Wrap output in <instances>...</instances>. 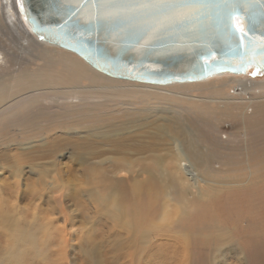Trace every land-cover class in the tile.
Instances as JSON below:
<instances>
[{
    "label": "rangeland",
    "instance_id": "1",
    "mask_svg": "<svg viewBox=\"0 0 264 264\" xmlns=\"http://www.w3.org/2000/svg\"><path fill=\"white\" fill-rule=\"evenodd\" d=\"M3 5L4 0H0V52L13 55L7 58L9 62L5 70H0L6 86L14 82L17 85L22 75L30 74L35 82L49 78L52 87H69L63 82L66 64L56 62L55 54L45 57L42 55L48 51L31 46L21 48L24 42L19 36L17 41L11 42L10 32L5 27L8 21ZM57 52L67 53L63 49ZM66 55L83 61L75 55ZM7 59L2 60V66ZM226 80H233L225 92L234 99L256 100L258 106L237 110L248 115L245 125L234 119V115L221 114V108L214 105L200 109L195 102L177 98L169 100L166 93L145 101L131 97L113 101L99 96L71 112L45 109L35 101L24 105L20 110L22 115L5 119L0 125V137L4 142L0 145V152L6 153L7 158H0V184L12 186L11 175L17 174L18 170L22 191L33 193L39 190L40 195L35 198L42 197L43 201L37 217H33L34 208L30 203L28 207L31 205V208L21 205L24 210H20V214H0V218H19L34 234L35 246H26V249L35 251L38 256L35 258L29 253L21 258V264H264V87L247 90L242 86L246 82L264 85V75L219 76L190 83L200 84L198 87L202 88L189 95L213 96L217 91L213 85ZM185 84L146 85L181 92L179 85ZM180 107H189V110ZM45 136L52 138L48 141L65 140L63 148H59L61 146L55 141L54 146L45 143ZM99 136L105 138H96ZM80 137L96 143L104 160H89L82 149L73 150L71 142L81 141ZM174 140L185 153L198 154V158L186 163L202 181L197 185H192L177 167ZM115 142L132 147L129 159L124 160L125 156L114 153ZM136 148L148 149L145 155L149 157L133 153ZM14 161L23 165L9 168ZM30 161H34L37 168L31 166ZM44 170L49 178L42 174ZM52 171L58 172L61 178ZM121 175L148 185L143 187V193L138 189L136 197L124 193L120 199V222L126 224L123 228L127 229L129 224L142 218H146L144 225H147L163 213L169 217L168 221L150 227L151 238L145 253L137 248L125 250L124 237L118 239L122 242L116 246L114 236L124 234L125 230L115 226L103 210L94 208V203L98 204L100 197L107 194L108 183ZM167 175L174 177L176 184L170 186L171 182L165 180ZM52 177L56 178L58 185H64L67 196L63 199V206L67 207L73 220L66 228V233L71 235L64 245L59 244L65 233L57 231L63 222H57L59 208L53 202L56 194L52 197L53 193L42 186L44 182L51 183L49 179ZM185 188L192 195H203V199L193 201L180 193L175 195L177 190ZM118 189L125 190L124 187ZM71 192L76 194L77 202L68 197ZM47 217H53L55 221L53 235L56 239H49L55 241V245L50 247L53 253L44 259L39 252L48 247L45 246V228L41 221ZM83 219L86 224H81ZM188 233L190 235L186 237ZM209 245L217 251L214 257ZM62 249L65 250L63 256ZM6 250H0V264H10Z\"/></svg>",
    "mask_w": 264,
    "mask_h": 264
},
{
    "label": "bare ground",
    "instance_id": "2",
    "mask_svg": "<svg viewBox=\"0 0 264 264\" xmlns=\"http://www.w3.org/2000/svg\"><path fill=\"white\" fill-rule=\"evenodd\" d=\"M18 2L19 0H4V5H3V8L5 10L4 14L8 21V24H6L5 27L7 28L6 30H9L10 32L9 34L12 40L11 42L13 43L17 41V36H19L20 38L19 40L24 42V44L20 45L21 48L28 49L31 46V48L36 47L39 51L40 50L48 51V52H44V54L42 55L45 57L46 56L51 57L52 55L55 54L57 57L56 62L64 61L66 64L65 65L66 74L63 78V82L68 83L69 87H66V88L56 87V86L52 87V85H50L51 79L49 78L48 79L45 78L43 80H38L37 82H35L34 80H32V77L30 76V74L22 75V79L21 81H18L17 85H14L15 83L14 82V83H10L7 87L4 76L0 75V125L4 123L5 119L13 118L18 115H22L20 113V110L24 108V105L28 104L29 102H35V101L39 102L41 106L45 109L47 108L57 109L58 108V110L63 111V112H71L73 111L72 109L83 108L88 100L99 98V96L106 98V99H111L113 101H116L119 99L126 100L129 97L133 99L139 98L145 101V100L153 99V97H155L157 94L166 93L168 94L167 97L169 98V100L171 99L174 100V98H177L179 100L184 99L188 102H195V103H198L196 107L200 109L209 108L211 105H214L215 107L221 108L220 109L221 114L229 115V116L234 115L235 117L233 118L236 120H239L241 125H245V120H246L245 118L248 115H246L245 111L242 112L243 114H240L237 110L241 109L242 111L256 104V100L245 99V97H240V99L237 100L236 98L234 99L232 95L225 92V90L227 89L228 83L233 82V80H226V81L220 82V84L218 85H213L214 90H217L213 96L193 97L189 95L190 92L194 90H200L199 88H202V87H198L200 86V84L196 85V84H190V83H187V84L176 83V84H185V85H179L182 90L181 92H174L170 90H164L159 87H152L144 83L130 82V81L119 80V79L108 77L102 73L95 71L94 69L89 67L84 61L80 62L78 61V59H75L70 55H66V54L75 55L74 53H71L68 51L67 53L66 52L59 53L57 52V50H62V49L58 47L38 44L37 42L39 41L30 33V30L28 29V26L25 22L24 17L21 16L17 10ZM12 56L13 55L10 53L0 52V70H3V69L5 70L6 68L5 66L7 65V62H9L7 58L12 57ZM4 59H7V60H5L6 62H4L5 65L3 64L2 66V62H3L2 60ZM250 73H252L251 70L248 72V74ZM221 76H234V75H221ZM215 77H219V76H215ZM234 77H238V76H234ZM240 77H243V76H240ZM84 82H86V84H84ZM246 84L248 86H246ZM157 86H160V85H157ZM164 86H167V85H164ZM242 86L247 88V90L248 89L256 90V89H260L264 87V85L255 84V83L253 84V82L243 83ZM180 108L183 109V107H180ZM183 110L185 111L189 110V107H185V109ZM80 136H83V135L80 134ZM48 138L49 136H45V143H48L54 146L56 142L61 146L59 148H63L62 146L64 145L63 142L65 140H49L48 141L47 140ZM96 138L101 139L105 137L99 136ZM49 139H52V138H49ZM2 140L3 139L1 138L0 145L4 144ZM80 140L81 141L78 140V141L71 142V145H72L71 148L73 150L82 149L84 154L85 153L87 154V158L89 160H98V161L104 160V155L103 153L99 151L96 143H94L91 140H86L85 137H80ZM124 144L125 143L115 142L113 151L116 155L125 156V158H123L125 160V159L130 158L131 155L129 152L132 147L124 145ZM174 144H175L174 152L176 155L174 160L176 161L177 167L182 172H184L183 174H185L188 177V181H191L192 185H197V183L202 182L197 176L198 174L195 172V170L186 164L190 161V159L195 160L196 158H198L199 157L198 154L189 153V152L185 153L183 149L181 148L179 142H176L175 140H174ZM148 152H149L148 149H142V148H136L135 150H133V153H137L139 155H145ZM2 157L7 158L6 153L0 152V158ZM144 157L148 158L149 156L145 155ZM30 162H32L30 163L31 166L35 165L33 163L34 161H30ZM22 165H23L22 163L14 161L13 164L8 167L10 168L12 166H15L19 168ZM121 166H125V165H121ZM34 168H37V165H35ZM142 171L146 172L144 169H142ZM44 172L42 174L45 176V178H49V176H46L45 170ZM52 172L54 173V175H57L59 176V178H61L58 172L56 171H52ZM30 173H32V171ZM19 176H20V171L18 170H17V174L11 175V178L13 179L12 180L10 178L13 181L12 186L10 184H8L7 186H3L0 184V214L5 215L10 212L15 213V214H20L19 211L24 210L21 207V205L28 207V203H30L34 208L32 215L33 217H35V215L37 217V214L39 215L41 212V210L39 211L38 208H40L41 204H43L42 199H40L42 197H38V199L35 198V196H37V194L40 191L34 190L33 193H29V192L24 193L21 189L22 186H20V182L18 180ZM55 179L56 178L54 177L50 178L49 180H51V183H49L50 181L44 182L42 186L43 188L45 187L46 189H49L50 192L53 193V195H51L52 197L56 194V197H54L53 202L59 208L58 210H59L60 218L58 217L59 219H57V222L60 220L63 222L62 226L57 227L59 229L57 231L61 233H65L61 237L59 244L64 245L71 235L70 232L66 233V228L67 226H71V221L73 220H71V216L70 214H68L67 207L63 206L64 205L63 199L64 197L67 196L66 191L63 187L64 185H58ZM165 180H168L169 182H171L170 186H173L174 184H176L175 183L176 179H174V177H172L171 175L169 177L167 175ZM146 186L148 185H143L139 182L134 181L132 177L121 175L118 178H116V181L108 183L107 194L100 197L98 204L94 203V208L103 210L104 213H106V215L108 216L107 218L115 226L119 227L121 230H125L124 234H120V233L117 234L118 238L114 236L116 239V241H114L116 246H118V244L122 242V241H118V239L124 237L123 240H125L124 241L125 250L137 248L138 250H140V252L145 253L148 249L147 243H149V240L151 238L150 227L156 225L157 223L166 222L169 220L167 213H163L160 218L156 219L155 222H151L150 224L144 225L146 223V218H142L139 222L129 224L127 226V229L123 228L124 226H126V224L120 222L121 221L120 216L122 212V208H121L122 203L120 202V199L124 196L123 195L124 193L131 197H136V191L140 189L143 193L145 189L143 187H146ZM119 187H124L125 190H119L118 189ZM178 193H180L183 197L187 199H192L193 201H200L204 197L201 194L192 195L190 192L186 191V188L183 190H177L175 192V195ZM68 197H71L76 202L78 201L76 194L72 193L71 195H68ZM23 202L27 204H24ZM37 202L39 203L35 204ZM31 205L28 208H31ZM47 218H48L47 220L41 221L43 224L42 226L45 228L44 229L45 246L48 247L47 250H43L42 252H39V254L42 255L44 259H47V256L50 253H53L50 250V247L55 242V241L52 242L51 240H49L50 238L54 237L53 230H55V228H53V225H54L53 223H55V221L52 219L53 217L51 218L47 217ZM33 219H36V218H33ZM83 222H86L85 219H83L81 224H86ZM18 223H21L19 218L12 219L10 218V216L0 218V232L2 236L0 237V250L2 248L7 249L5 255L7 257V261L10 264H21L22 262L21 258H24L29 253H31L33 257L35 258H37L38 256L35 251L31 249H26V246H30V247L35 246L34 234L28 231L25 224L21 223L20 225H18ZM135 225H138V228H136ZM220 232H223V231L220 229ZM79 233H81V231ZM189 235L190 234L188 233L185 236L188 237ZM54 238L56 239V236ZM129 242H133L134 245L132 246L131 243ZM115 245L113 246L116 247ZM63 250L64 249H62V251ZM209 251L212 257H214V255L217 253L215 247L211 245H209ZM10 252H11V255H10ZM64 252L65 250L63 251V253L61 252L62 253L61 256L64 255ZM55 254H58V253H55Z\"/></svg>",
    "mask_w": 264,
    "mask_h": 264
},
{
    "label": "water",
    "instance_id": "3",
    "mask_svg": "<svg viewBox=\"0 0 264 264\" xmlns=\"http://www.w3.org/2000/svg\"><path fill=\"white\" fill-rule=\"evenodd\" d=\"M55 7L56 0H19L17 10L39 42L74 53L111 78L164 86L221 75L244 77L250 70L264 75V55L259 52L264 39V4L259 2L252 20V51L243 63L224 41L205 34V26L213 23L214 15L209 20L185 9L189 19L181 20L169 9H148L129 14L118 25L86 30L74 26L63 12L54 14ZM232 23L234 29L244 24L239 17Z\"/></svg>",
    "mask_w": 264,
    "mask_h": 264
},
{
    "label": "snow or ice",
    "instance_id": "4",
    "mask_svg": "<svg viewBox=\"0 0 264 264\" xmlns=\"http://www.w3.org/2000/svg\"><path fill=\"white\" fill-rule=\"evenodd\" d=\"M257 2L264 4V0H56L53 11L56 15L63 12L74 26L86 30L118 25L129 14L148 9H169L181 20L189 19L185 9L209 20L214 15L213 23L205 26V34L212 40L224 41L232 54L238 56L243 63L244 58L252 51V36L255 34L252 20ZM234 17H239L244 22L242 27L234 29ZM68 20H65V24ZM261 36L264 37V33ZM259 52L264 55V39L259 45Z\"/></svg>",
    "mask_w": 264,
    "mask_h": 264
}]
</instances>
